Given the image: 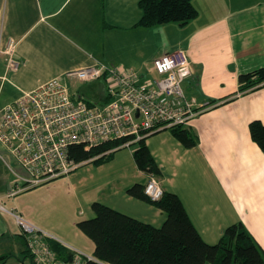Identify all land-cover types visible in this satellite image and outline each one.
<instances>
[{"label":"crops","instance_id":"obj_1","mask_svg":"<svg viewBox=\"0 0 264 264\" xmlns=\"http://www.w3.org/2000/svg\"><path fill=\"white\" fill-rule=\"evenodd\" d=\"M138 2L0 0V49L12 40L21 62L10 71L7 56L0 54V93L11 79L12 103L50 79L94 64L132 69L145 77L154 74L155 59L183 51L191 70L183 83L186 95L197 105L216 103L183 127L197 138L195 147L185 149L170 132L146 144L161 171L157 180L163 191L180 198L207 244H216L226 227L241 223L264 252V154L249 131L252 121L264 125V86L236 95L238 76L264 67V0H192L194 19L149 28L138 24ZM99 86L91 83L85 91L95 96ZM0 156L11 166V186L0 195L8 203V208L0 203L4 263L16 264L27 255L15 215L93 258L94 244L77 223L93 217L91 206L97 201L83 200L72 188L58 191L53 180L10 196L27 175L1 144ZM137 170L135 177L112 180L99 203L158 228L165 214L126 193L148 181ZM61 181L72 184L74 174Z\"/></svg>","mask_w":264,"mask_h":264},{"label":"built area","instance_id":"obj_2","mask_svg":"<svg viewBox=\"0 0 264 264\" xmlns=\"http://www.w3.org/2000/svg\"><path fill=\"white\" fill-rule=\"evenodd\" d=\"M15 43L8 40L0 54L7 56V69L21 65ZM157 75L147 79L132 69L94 64L66 73L68 79L104 84L101 106L78 99L58 79H50L0 108V144L27 175L21 177L10 196L25 187H36L74 172L91 160L76 162L70 149L90 150L120 140L119 148L135 146L144 137L174 127H185L210 106L197 105L188 97L183 83L191 76L190 62L183 51L165 54L153 61ZM111 151L105 152V154ZM144 194L159 201L163 189L148 175ZM27 249L35 264H81L92 259L74 252L69 262L59 260L47 244L53 239L20 216L15 215Z\"/></svg>","mask_w":264,"mask_h":264},{"label":"trees","instance_id":"obj_3","mask_svg":"<svg viewBox=\"0 0 264 264\" xmlns=\"http://www.w3.org/2000/svg\"><path fill=\"white\" fill-rule=\"evenodd\" d=\"M138 7L141 11L138 24L147 28L169 23L185 24L197 16L192 0H139ZM98 83L100 86L95 96L86 92V88L75 96L89 103H92L89 97L102 99L104 84L102 81ZM238 85L236 95L262 88L264 67L239 75ZM168 130L185 149L197 145V138L188 129L174 127ZM249 131L252 141L264 154V125L252 121ZM149 136L135 145L133 159L141 172L157 178L161 171L146 145ZM122 143L120 140L111 141L88 151L82 147L71 148L70 156L76 162L104 163L123 149L119 148ZM107 151L111 152L105 154ZM144 186L135 184L126 193L164 213L163 224L157 228L94 202L91 206L93 217L77 223V228L94 244L93 258L84 259L81 264H264L263 250L241 223L226 227L216 244H207L177 195L163 191L159 201L151 202L144 194ZM47 244L59 260L69 262L73 259L74 251L61 243L48 239ZM25 253L30 264H35L28 249ZM5 259L0 258V264H5ZM16 264H25V261Z\"/></svg>","mask_w":264,"mask_h":264},{"label":"rangeland","instance_id":"obj_4","mask_svg":"<svg viewBox=\"0 0 264 264\" xmlns=\"http://www.w3.org/2000/svg\"><path fill=\"white\" fill-rule=\"evenodd\" d=\"M144 76L147 79H153L157 77L155 73L144 74ZM59 81L70 90V93L74 95H76L78 91L80 92L84 90L89 85L86 83H82L78 80L68 78H62ZM14 93L15 91L11 88L10 79V81L5 84L3 91L0 93V108L5 106L6 104L11 103V98L13 97ZM89 100H91L90 102L99 106L103 104L101 103V100H98L97 98L89 97ZM168 132L169 130H163L158 132L157 134L150 136L147 139L146 144L150 146V144H153L158 141L157 139H159L158 135L160 133ZM135 148L136 146L123 148L115 152L112 158L104 163H88L81 165L74 172L70 173L74 174V182L72 181V184H70V182L68 183L65 181H61L68 177L70 174L53 180V182L58 181L55 183L57 185L56 189L58 191H63L65 189L71 191L72 188L77 192V195H79L80 198H82L83 200L90 201V199H94L95 201L102 203V201H99L98 198H100V196L104 198V196L107 195L108 190H106V188L112 180H120L122 182L124 179L135 177L136 173H139L137 168L134 166V159L132 155V152L135 150ZM0 161L3 163H0V195H3L6 191V188H10L11 186V181L9 179L11 177V166L9 165V161L5 159V157L0 156ZM145 182L146 179L143 180V183ZM105 191L106 194L104 195L103 192ZM0 203L8 208V203H6V201H0ZM145 207H149L153 210L155 209L153 208L154 206ZM154 211H156V209ZM161 225L162 223L158 226L160 227ZM23 259L25 261V264H30V259L28 257L25 256L23 257ZM11 261L15 262L14 259H12Z\"/></svg>","mask_w":264,"mask_h":264}]
</instances>
